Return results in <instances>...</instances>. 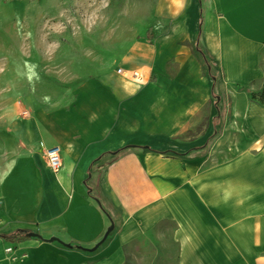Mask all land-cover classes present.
Returning a JSON list of instances; mask_svg holds the SVG:
<instances>
[{
    "label": "crops",
    "instance_id": "1",
    "mask_svg": "<svg viewBox=\"0 0 264 264\" xmlns=\"http://www.w3.org/2000/svg\"><path fill=\"white\" fill-rule=\"evenodd\" d=\"M96 38L63 94L23 70L27 115L0 127V264H264V0H155L138 32ZM86 179L115 227L93 251L110 221ZM19 229L41 238L2 237Z\"/></svg>",
    "mask_w": 264,
    "mask_h": 264
},
{
    "label": "rangeland",
    "instance_id": "2",
    "mask_svg": "<svg viewBox=\"0 0 264 264\" xmlns=\"http://www.w3.org/2000/svg\"><path fill=\"white\" fill-rule=\"evenodd\" d=\"M154 1L0 0V127L25 116L17 87L32 85V80L23 77V70L39 71L42 94L65 93L73 80L94 68L97 33L111 36L113 31L130 28L138 32L150 16ZM214 102L218 106L216 99ZM213 122L218 131L221 118ZM54 242L70 247L63 241ZM149 249L141 247L138 251L145 254ZM5 251L10 253L11 248Z\"/></svg>",
    "mask_w": 264,
    "mask_h": 264
},
{
    "label": "trees",
    "instance_id": "3",
    "mask_svg": "<svg viewBox=\"0 0 264 264\" xmlns=\"http://www.w3.org/2000/svg\"><path fill=\"white\" fill-rule=\"evenodd\" d=\"M202 10H203V7L201 6V15H200V28L202 27V24H203V17H202ZM200 35H198V39H199ZM196 51L199 53V56L201 57V59L203 60L206 68H209L210 65L207 61V58H206V54L202 51V49L198 46L197 44V47H196ZM213 80L215 79V76L213 75ZM251 98L253 100H257L261 103H264V85L262 87V89L259 91V92H253L250 94ZM134 146H126L124 148H121L115 152H111L112 154L114 155H118L120 154L123 150L125 149H131L133 148ZM145 149H149L148 147H144ZM85 184L88 188V193L91 197H93L94 199H97L99 201V205H100V208L102 209V211L106 214V216L111 219L113 222H114V217L112 215V208L111 206L107 203L106 200H104V198L99 194V193H94L93 190V186L92 184L89 182L88 179L85 180ZM110 208V209H108ZM29 231L28 230H23V229H19V230H16L15 232L11 233V234H8V235H4L2 236L5 240L7 241H10V242H13L15 241V239H22V238H28L29 236L27 235Z\"/></svg>",
    "mask_w": 264,
    "mask_h": 264
},
{
    "label": "built area",
    "instance_id": "4",
    "mask_svg": "<svg viewBox=\"0 0 264 264\" xmlns=\"http://www.w3.org/2000/svg\"><path fill=\"white\" fill-rule=\"evenodd\" d=\"M121 71V68L117 70ZM131 76L136 80H141L142 76L138 71H132ZM24 115H27V112L24 111ZM37 146L41 150L43 156L45 157L47 167L53 171L58 172L61 168V151L58 146H43L41 142L37 143Z\"/></svg>",
    "mask_w": 264,
    "mask_h": 264
},
{
    "label": "water",
    "instance_id": "5",
    "mask_svg": "<svg viewBox=\"0 0 264 264\" xmlns=\"http://www.w3.org/2000/svg\"><path fill=\"white\" fill-rule=\"evenodd\" d=\"M96 201V203L99 205V201L97 199H94ZM100 207V205H99ZM110 221V224L109 226L106 228L102 238L97 242V244H95L93 247L91 248H84V247H79L80 249H83V250H86V251H93L95 250L102 242H104L106 240V238L108 237V235L113 231L114 229V222L109 219ZM27 235L29 237H32V236H35V237H38V238H41V236L35 232H28ZM48 241L52 242V241H61L59 240L58 238L56 237H51L49 239H47ZM68 246H70L69 244H67Z\"/></svg>",
    "mask_w": 264,
    "mask_h": 264
}]
</instances>
